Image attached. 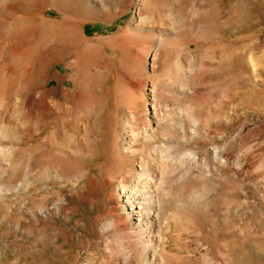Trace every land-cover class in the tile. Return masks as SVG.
I'll list each match as a JSON object with an SVG mask.
<instances>
[{
	"label": "rangeland",
	"instance_id": "obj_1",
	"mask_svg": "<svg viewBox=\"0 0 264 264\" xmlns=\"http://www.w3.org/2000/svg\"><path fill=\"white\" fill-rule=\"evenodd\" d=\"M0 264H264V0H0Z\"/></svg>",
	"mask_w": 264,
	"mask_h": 264
},
{
	"label": "bare ground",
	"instance_id": "obj_2",
	"mask_svg": "<svg viewBox=\"0 0 264 264\" xmlns=\"http://www.w3.org/2000/svg\"><path fill=\"white\" fill-rule=\"evenodd\" d=\"M75 23H77L78 21H74ZM44 23V22H43ZM79 23V22H78ZM77 23V24H78ZM45 27V26H44ZM157 110V109H156ZM157 125H158V123H157ZM154 132V130H153V128L152 127H149V128H147L146 130L144 129V132L143 133H137V138L138 137H142L143 139H147V138H149V134H151V133H153ZM147 164L146 163H142V168L143 169H147ZM152 181H149V180H145L144 181V183H146V184H148V189H150L151 187H153L154 185H155V181H154V179L152 178L151 179ZM145 185V184H144ZM143 185V187H145ZM125 186V185H124ZM136 187H138V186H136ZM141 188V187H140ZM140 188H138L139 189V191H140ZM137 189V188H136ZM137 189V190H138ZM144 189V188H143ZM131 190V189H130ZM133 190H135V189H133ZM134 192H137V191H133L132 193H134ZM147 192V191H146ZM138 193V192H137ZM135 194V193H134ZM144 194V193H143ZM137 195H139V194H137ZM132 196V195H131ZM130 197V196H129ZM152 197V196H151ZM136 198V197H135ZM140 198V197H139ZM138 198V199H139ZM142 198V197H141ZM143 198H145V197H143ZM149 199H152V198H148V200ZM140 202V201H139ZM145 203V202H144ZM151 203V202H150ZM146 204V203H145ZM150 205H152V203L150 204ZM131 206H134V205H131ZM140 206H142V203H139V204H137V207L138 208H141ZM146 206V205H145ZM152 208V207H151ZM147 212V211H146ZM139 213H140V211H139ZM141 215V214H140Z\"/></svg>",
	"mask_w": 264,
	"mask_h": 264
}]
</instances>
